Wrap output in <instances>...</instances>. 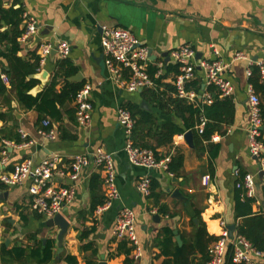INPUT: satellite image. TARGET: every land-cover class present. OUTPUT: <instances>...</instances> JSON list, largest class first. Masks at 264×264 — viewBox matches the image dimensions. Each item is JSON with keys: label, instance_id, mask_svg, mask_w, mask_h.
Masks as SVG:
<instances>
[{"label": "crops", "instance_id": "crops-1", "mask_svg": "<svg viewBox=\"0 0 264 264\" xmlns=\"http://www.w3.org/2000/svg\"><path fill=\"white\" fill-rule=\"evenodd\" d=\"M0 4L4 8L21 7L38 24L35 34L25 40H20L21 35L15 38V49L10 26L6 23L0 26V75L5 74L8 78L5 83L0 77L4 86L0 91V172L9 171L14 164L28 158L38 164L53 155L67 160L75 154L102 149L114 153L115 184L120 196L96 217V208L92 212L89 210L93 198L91 175H101L100 182L95 184V193L103 201L106 195L104 176L96 168L82 169L75 199L61 212L69 226L63 236L62 250L58 252V227L47 226L49 218L37 215L27 206L29 180L15 186L0 182V243L4 247L18 246L29 251L37 244L43 245L47 239H53V257L44 264H69L65 259L68 255L75 256V264H97L101 255H104L106 264H124L126 256L116 251L120 240L114 238L112 229L119 207L126 206L135 213V232L142 251L140 264H165L171 256L162 254L156 245L163 226L171 228L172 233L177 231L180 242L173 233L177 245L188 241L200 228L196 225V213L208 235L219 236L223 229L221 223L226 230L228 225H235L233 235L237 234L240 217L237 218L235 213L236 183L246 172L253 174L256 180L251 210L253 213L264 212V176L262 179L258 177V163L248 151L246 134L247 91L251 84L246 71L264 57L263 0H0ZM103 25L129 30L147 50L151 49L152 59L148 54L147 71L153 67L156 72L157 62L163 64L162 74L156 77L154 72L151 78L155 86L144 88L157 87L156 78H160L161 84L175 87L176 73L166 72L165 68L175 64L169 53L182 44H189L194 49L195 60L215 58L211 50L214 45L219 58L228 63L224 76L232 81L233 92L228 100L219 94L218 113L216 117L208 118L211 125H215L210 139L200 140L188 129L175 134L170 144L155 148L162 158H170L177 152L182 154V166L177 173L168 171L167 166L148 169L132 165L127 160L123 149L126 134L116 116L120 106L138 104L159 119L172 120L179 126L184 125V120L174 113H161L141 97L142 89L127 91L110 76L100 43ZM21 27H24L23 21ZM37 35L40 36L38 42ZM60 41L69 43V54L62 58L56 50L52 51L41 64V45L50 43L54 47ZM237 51L245 57L234 59ZM127 77V71L123 70L122 78ZM191 80L199 81L201 89L189 88L196 92L197 98L192 103L185 102L202 111L204 104L212 103L205 101V94L211 101L212 96L207 89L209 85L204 86L203 70L196 67ZM261 80L258 83L263 91L255 92L264 104V83ZM85 83L90 85L88 98L92 110L90 122L81 126L76 121L74 96L71 93L61 96V91L79 89ZM50 86L58 98L52 99L48 94ZM162 88L163 84L159 85V89ZM17 90L36 97L31 106L18 98ZM169 94L177 97L176 88ZM197 117L199 121L203 118L204 123L207 120L201 114ZM42 120H48L49 124L43 126ZM50 129L57 133L53 140L39 133V130ZM188 132L191 134L185 139L184 134ZM22 133L26 134L27 140L36 142L24 145ZM131 139L135 146L152 150L136 145L132 132ZM144 141L154 144L150 138H144ZM215 145L218 149L213 154ZM205 175L210 177L207 185L201 182ZM144 176L150 178V192L151 180L156 181L157 201L159 205H166L170 215L158 211L150 193L144 195L138 190V182ZM175 190L177 194L173 193ZM84 228L91 232L80 240ZM86 244L91 247L83 249ZM127 245L130 246L128 242ZM130 257V264H133L131 252ZM263 261L257 258L258 263ZM6 264L38 263L24 255L10 259Z\"/></svg>", "mask_w": 264, "mask_h": 264}, {"label": "built area", "instance_id": "built-area-1", "mask_svg": "<svg viewBox=\"0 0 264 264\" xmlns=\"http://www.w3.org/2000/svg\"><path fill=\"white\" fill-rule=\"evenodd\" d=\"M264 1V0H263ZM24 30L20 40L36 33L38 24L36 19L23 11L22 13ZM100 43L104 54V64L110 76L127 91H139L144 87L155 86L151 79L147 65L149 64L148 50L141 44L138 38L121 27L101 26ZM53 46L44 43L40 47V63H44ZM70 45L67 41H60L56 45L59 56L64 58L70 52ZM213 59L195 60V51L189 44H182L169 53V57L178 67V74L175 75L174 84L176 95L189 102H194L197 94L193 90L185 88V83L194 77L196 67L204 72V86L214 85L221 96H229L233 92V83L224 76L228 63L219 58L218 49L212 45ZM241 51L234 54V59L244 58ZM258 66L260 77H264V57L255 61ZM163 64L157 62L155 76L163 72ZM123 70L127 71V78H122ZM251 70L247 69L246 75L250 76ZM3 82L8 78L5 74L0 75ZM90 85L83 84L74 95L76 105V121L78 125L85 126L90 122L92 105L88 95ZM205 101L211 102L208 94H205ZM248 125L246 134L248 139V151L256 158L259 170L264 173V120L261 115L260 99L250 84L247 91ZM117 122L126 134L124 152L130 164L142 166L148 169L166 166L169 157L166 156L157 160L151 149L135 146L131 139V132L135 119L125 106L117 109ZM48 120H42V125L47 126ZM204 124L201 118L196 128L200 132ZM39 133L47 139L53 140L57 133L54 129L48 131L39 130ZM24 145L34 144L36 140H27L26 134ZM8 144V142H6ZM114 153L97 149L93 153H79L64 160L59 155H53L43 159L38 164H33L30 158L24 159L16 164L9 171L0 172V182L7 186L20 185L29 180L28 187V208L46 218H52L55 214L73 202L76 195V185L79 182V175L82 169H99L104 175L106 195L102 204L96 207L94 215L98 217L103 211L111 207L119 196L115 184ZM209 175L202 177L201 182L207 185ZM236 186L244 190L246 197H254L256 192L255 176L246 172L242 180ZM144 195L150 193V178L144 176L137 186ZM222 232L218 238L208 246L209 261L207 264H224L226 248L231 247V260L233 263L256 264L257 258L264 259V251L252 247L250 242L240 234H234L232 238L227 235L223 223ZM112 234L116 240H126L131 246L133 264H140L142 251L135 232V213L130 207L121 206L116 214ZM255 256L256 259L253 257Z\"/></svg>", "mask_w": 264, "mask_h": 264}, {"label": "trees", "instance_id": "trees-1", "mask_svg": "<svg viewBox=\"0 0 264 264\" xmlns=\"http://www.w3.org/2000/svg\"><path fill=\"white\" fill-rule=\"evenodd\" d=\"M23 11L24 10L21 7L14 8L13 6H10L9 8H4L0 4V26L2 25V23H6L10 26V31L12 32L11 40L14 43V49L17 48L15 38L19 37L24 30V27L20 28V25L23 21ZM165 71H172L173 73L178 74V67L176 64H169L166 66ZM154 72L155 68L151 67L148 69V73L152 79ZM259 80H261V77L258 66L253 65L251 66L249 81L257 93L259 91H263V87H261V84L258 83ZM155 82L158 85L155 88H142V90L140 91L141 97L150 105H152V107L158 108L161 113H174L175 115L182 117L184 120V125L179 126L176 125L172 120L159 119L153 112L140 108L138 104L126 103L124 104V106L129 109L135 119V123L132 128L135 144L152 148V150H154L156 159L160 160L163 155L157 153L155 149L156 146L162 144H170L175 134H181L184 131L191 129L198 139L200 138V140H209L215 127V125H211L209 120L216 117L215 114L218 113L217 108L219 105L218 97L220 96V93L218 90H216L215 86L209 85L207 87L212 96V103L210 105L204 104L203 110L201 111L196 106L186 103L185 99L183 98H179L178 96L171 97L169 93L175 91L174 86L162 83L163 88L159 89V85L162 86L160 78H156ZM261 82L264 83V80L262 79ZM51 87L52 86H50V88L48 89V94L52 95V99L58 98L59 95L54 94V92L51 90ZM191 87H193V89H195L196 91H200L201 89V85L197 80H189L185 83L186 89H189ZM77 89L78 88H73L71 90L63 89L61 91V96L66 95L67 93H71V96H74ZM3 90L4 86L0 83V91ZM17 91L18 98L21 101H26L28 106H31L32 102L36 99V97L26 95L23 90ZM223 98L224 100H228L229 97L223 96ZM50 102L53 103V100ZM260 108L261 115L264 120V104L261 99ZM186 114H188L187 117H185ZM199 114L207 117V120L204 123L201 132H198V130L195 128L196 123L199 121V118L197 117ZM55 117L59 118V116ZM196 117L197 119L195 121ZM144 138H150L151 140H153L154 144L145 142ZM210 146L212 145H209V147ZM217 149L218 145H215L213 154ZM182 158V154L179 152L170 155L169 161L166 164L167 170L173 173H177V171L182 166ZM243 175L244 173L241 175V180ZM99 178H101V175H91L90 186L91 192L93 193L92 202L89 208L91 212L96 208L98 204H101L103 202V198L99 197L95 193V184L97 182L99 183L101 180H99ZM240 179L239 182L241 181ZM156 185V181L152 179L151 192L149 196L153 198V204L155 206H158V211L160 213L170 215L171 213H168L166 205L164 203L159 205L157 201L158 194L155 192ZM254 201L255 198L245 196L244 190L242 188H236L235 213L237 218L240 217V220L236 225V233L246 238L253 248L264 251V212L262 210L257 213L252 212L251 204ZM194 215L198 219V223L196 225L200 226V228L196 232L192 233L191 238L188 241H184V243H182L181 245H177V243L173 240V233L171 228H169L168 226H163L160 230V236H158V238L156 239V245L159 247L162 254L171 256V259L166 260L165 264H207V262L209 261L210 257L208 253V245L210 242L216 240L218 236L208 235L204 230V226L201 225V219L198 213ZM90 232L91 230L89 229H82L79 235L80 240L86 238ZM88 245L86 244L82 246V248L87 249L88 247H91L90 244ZM53 247V239H47L43 245L37 244L36 248H32L29 251H27L23 247L18 246L7 249L6 247H4L3 243H0V263L6 264L10 261V259L14 260L25 255L27 259H35L38 264H44L52 259ZM116 251L118 253L125 254L126 258L124 264L131 263V246H128L125 240L119 241ZM65 259L69 262V264L76 263L75 256L68 255ZM224 264L244 263L232 262L231 247L228 246L226 248ZM256 264H264V261Z\"/></svg>", "mask_w": 264, "mask_h": 264}, {"label": "water", "instance_id": "water-1", "mask_svg": "<svg viewBox=\"0 0 264 264\" xmlns=\"http://www.w3.org/2000/svg\"><path fill=\"white\" fill-rule=\"evenodd\" d=\"M40 39V36L37 35L36 37V42H38ZM56 50V46L53 47V49L51 50V52ZM50 52V53H51ZM148 54L150 56L151 54V49L148 50ZM166 55V54H164ZM150 58L152 59V57L150 56ZM140 91V90H139ZM190 132L185 133L184 134V138H188L190 136ZM255 158V157H254ZM256 159V158H255ZM264 176V173L259 170V166H258V177L259 179H262ZM174 194H177L178 191H173ZM156 217V216H155ZM46 225L49 227L52 226H57L58 227V232L56 235V241H57V248H58V252H60L62 250V241H63V236L66 233L68 226H69V222L67 221V219L63 216L62 213H57L55 214L52 218H49L46 220ZM235 231V225H228L227 226V235L229 238L233 237V233ZM175 238L178 242H180V236L178 235L177 231L174 230L173 231ZM97 264H106L105 260H104V255H101V260L97 263Z\"/></svg>", "mask_w": 264, "mask_h": 264}, {"label": "rangeland", "instance_id": "rangeland-1", "mask_svg": "<svg viewBox=\"0 0 264 264\" xmlns=\"http://www.w3.org/2000/svg\"><path fill=\"white\" fill-rule=\"evenodd\" d=\"M39 215V214H38ZM42 216V215H41Z\"/></svg>", "mask_w": 264, "mask_h": 264}]
</instances>
